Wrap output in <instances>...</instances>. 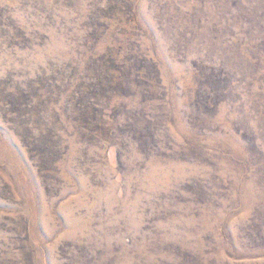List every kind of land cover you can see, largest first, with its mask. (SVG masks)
<instances>
[{
    "label": "rangeland",
    "instance_id": "374dc122",
    "mask_svg": "<svg viewBox=\"0 0 264 264\" xmlns=\"http://www.w3.org/2000/svg\"><path fill=\"white\" fill-rule=\"evenodd\" d=\"M0 264H264V0H0Z\"/></svg>",
    "mask_w": 264,
    "mask_h": 264
}]
</instances>
